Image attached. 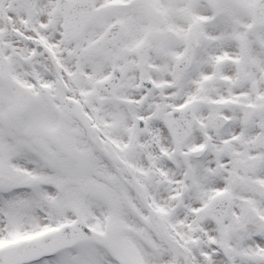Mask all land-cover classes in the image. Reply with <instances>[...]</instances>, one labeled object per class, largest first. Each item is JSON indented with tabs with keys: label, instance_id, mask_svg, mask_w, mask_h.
Wrapping results in <instances>:
<instances>
[{
	"label": "snow or ice",
	"instance_id": "snow-or-ice-1",
	"mask_svg": "<svg viewBox=\"0 0 264 264\" xmlns=\"http://www.w3.org/2000/svg\"><path fill=\"white\" fill-rule=\"evenodd\" d=\"M0 264H264V0H0Z\"/></svg>",
	"mask_w": 264,
	"mask_h": 264
}]
</instances>
